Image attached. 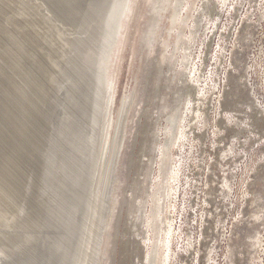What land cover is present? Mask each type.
Segmentation results:
<instances>
[{
    "label": "bare ground",
    "instance_id": "1",
    "mask_svg": "<svg viewBox=\"0 0 264 264\" xmlns=\"http://www.w3.org/2000/svg\"><path fill=\"white\" fill-rule=\"evenodd\" d=\"M234 1L147 0L140 58L147 65L159 42L156 66L159 73L167 68V87L175 89L172 103L164 94L166 124L156 125L145 195L131 193L148 232L147 264H171L179 256L184 152L195 146L196 139L187 143L191 122L209 92L199 62L214 23L210 7L220 15ZM136 2L0 0V264H97L99 257L106 264L117 234L104 222L113 164L138 95L136 86L122 94L113 116L118 78L112 68ZM186 81L191 90L182 93ZM117 203L118 195L113 208ZM190 238L179 246L183 253L194 248Z\"/></svg>",
    "mask_w": 264,
    "mask_h": 264
},
{
    "label": "rangeland",
    "instance_id": "2",
    "mask_svg": "<svg viewBox=\"0 0 264 264\" xmlns=\"http://www.w3.org/2000/svg\"><path fill=\"white\" fill-rule=\"evenodd\" d=\"M140 4L142 0L136 2L126 20L121 37L126 46H119V57L112 68L118 78L113 116H117L122 94L136 86L139 96L134 103L133 121L128 119L130 113L125 116L113 164L104 222L111 223V236L115 230L117 234L106 264L148 262V232L136 217L140 203L131 199V193L135 190L136 199L145 195L156 125L166 124L164 94L169 92V102L174 101L171 90L175 89L167 87V68L159 73L156 66L160 43L147 65L141 59L144 51L140 30L145 28L147 0L144 6ZM233 4L220 15L217 8L210 7L212 15L208 19L214 23L204 39L211 46L208 48L207 42L202 46L201 55L204 58L207 53V57L199 62L201 84L209 92L205 98L199 95L202 102L197 119L191 122L195 129L187 142L196 139L195 146L184 152L176 214L177 226L182 225L181 239L178 247L174 246L179 256L171 264H197L198 255V264H207L209 257L217 264H264V0H235ZM187 90L191 87L186 81L181 92ZM115 121L113 118L111 136ZM117 195L119 203L113 208ZM133 223H138L137 230ZM189 237L194 248L183 253L179 246Z\"/></svg>",
    "mask_w": 264,
    "mask_h": 264
},
{
    "label": "water",
    "instance_id": "3",
    "mask_svg": "<svg viewBox=\"0 0 264 264\" xmlns=\"http://www.w3.org/2000/svg\"><path fill=\"white\" fill-rule=\"evenodd\" d=\"M113 29H114V25H113ZM95 148H96V146H95ZM81 213H83V209H82V212Z\"/></svg>",
    "mask_w": 264,
    "mask_h": 264
}]
</instances>
